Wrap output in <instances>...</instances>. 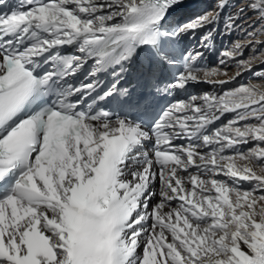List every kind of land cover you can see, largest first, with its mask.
<instances>
[{
  "label": "snow or ice",
  "instance_id": "snow-or-ice-1",
  "mask_svg": "<svg viewBox=\"0 0 264 264\" xmlns=\"http://www.w3.org/2000/svg\"><path fill=\"white\" fill-rule=\"evenodd\" d=\"M0 264H264V0H0Z\"/></svg>",
  "mask_w": 264,
  "mask_h": 264
},
{
  "label": "rangeland",
  "instance_id": "rangeland-1",
  "mask_svg": "<svg viewBox=\"0 0 264 264\" xmlns=\"http://www.w3.org/2000/svg\"><path fill=\"white\" fill-rule=\"evenodd\" d=\"M237 35H239V33H237ZM230 42L231 41L229 40V44H230ZM243 79H244V82L243 83H248L249 79H253V81L255 82L254 78H252L250 75H245L243 78L238 79V81L235 82V84L238 86L240 84V81H242ZM243 83H241V84H243ZM205 86L207 87V85H205Z\"/></svg>",
  "mask_w": 264,
  "mask_h": 264
},
{
  "label": "bare ground",
  "instance_id": "bare-ground-1",
  "mask_svg": "<svg viewBox=\"0 0 264 264\" xmlns=\"http://www.w3.org/2000/svg\"><path fill=\"white\" fill-rule=\"evenodd\" d=\"M246 78V77H245ZM244 78V79H245ZM254 82V81H253ZM206 85V84H205ZM205 85H202L200 87V89H198L197 91H204V90H212L211 87L209 85H207V87Z\"/></svg>",
  "mask_w": 264,
  "mask_h": 264
}]
</instances>
